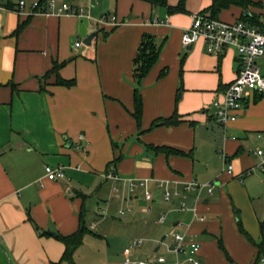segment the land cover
Returning a JSON list of instances; mask_svg holds the SVG:
<instances>
[{"label":"crops","instance_id":"0c3cea01","mask_svg":"<svg viewBox=\"0 0 264 264\" xmlns=\"http://www.w3.org/2000/svg\"><path fill=\"white\" fill-rule=\"evenodd\" d=\"M3 1L0 264L58 263L64 245L56 234L75 231L80 215L89 232L74 252L76 264H134L126 257L142 260L161 249L172 264L174 255L165 247L176 230L201 243L203 264H215V254L218 264H229L222 254L212 253L219 237L231 259L251 264L256 247L232 219L242 209L243 198L258 199L246 208L240 224L253 241L260 240L264 164L259 165L255 151L264 150V91L246 98L236 119L225 124L216 120L212 102L235 78L238 54L233 47L211 54L202 40L189 49L181 45L182 30L192 15L207 9L212 0H185L184 10L173 12L145 0H113L107 9L117 25L96 22L106 9L102 0H90V5L89 0H55L83 8L88 17L58 15L50 9L19 13L13 8L17 0ZM178 1L167 0V5L174 7ZM245 11L264 25V0H252L247 9L230 5L215 18L233 22ZM166 17L167 23L153 22ZM94 31L90 45H85L83 39ZM145 33L162 46L139 85L142 111L137 122L131 115L132 61ZM54 62L61 65L49 73ZM256 64L264 76V55ZM57 75L73 83L57 84ZM174 113L178 123L150 128L154 120ZM226 162L233 166L231 174ZM46 165L64 167L65 177L49 179ZM109 171L119 178H106ZM130 177L146 179L152 200H143L141 188L127 190ZM161 181L179 189L190 181L208 183L212 191L185 192L188 209L180 210V198L163 200ZM114 186L121 197L115 196ZM144 206L150 211L144 212ZM164 212V222L158 223ZM136 238L142 239L141 245L126 252ZM180 262L188 264L183 256Z\"/></svg>","mask_w":264,"mask_h":264},{"label":"built area","instance_id":"2783aa9c","mask_svg":"<svg viewBox=\"0 0 264 264\" xmlns=\"http://www.w3.org/2000/svg\"><path fill=\"white\" fill-rule=\"evenodd\" d=\"M0 8H7L3 0H0ZM13 8L19 13H47L48 9L55 14H74L77 16H85L84 9L75 5L55 0H34L27 2L25 0H17ZM98 24L117 25L119 22L114 14L105 13L96 19ZM156 24L168 22V17L163 20L155 19ZM202 40L207 52L218 55L229 47L235 48L239 58V69L232 82H230L221 92V97L213 100L212 105L215 108L216 120L225 124L237 118L238 111L242 108L243 102L254 92L264 91V76L258 69L256 60L264 55V26L257 28L248 22L237 19L233 22H226L218 18L211 17L207 12H199L192 15L190 25L182 30L181 45L187 47L194 42ZM75 46L80 44L76 41ZM262 136V135H259ZM82 135L79 136V139ZM255 153L260 157L259 165L264 164V150L257 149ZM226 172L231 174L233 166L230 162H226ZM45 173L49 179H61L65 177L64 167L49 165L45 166ZM106 178L113 180L118 179L115 172L109 171L105 175ZM159 186L163 188L162 197L165 202H170L174 198H180V210H187L183 195L190 190L201 191L206 189L208 193L212 191V185L208 183H199L190 181L185 183L181 189L170 188L165 181H161ZM141 188V197L145 201L152 200V193L146 188V179L128 178L127 190L133 192ZM113 191L116 197H121L118 187L114 186ZM144 212L150 211V207L144 206ZM124 214V210L119 211ZM166 214L161 213L157 217L158 223H163ZM178 226L183 227L182 223ZM142 243L141 238L133 239L129 242L125 249L128 252L131 248L138 247ZM166 249L174 255L172 264H182L180 257L183 256L188 264H203L200 258L201 243L194 239L187 232L176 230L171 235V241L166 244ZM126 262L134 264H168L164 255H150L142 260L131 261L126 257Z\"/></svg>","mask_w":264,"mask_h":264},{"label":"trees","instance_id":"16d2710c","mask_svg":"<svg viewBox=\"0 0 264 264\" xmlns=\"http://www.w3.org/2000/svg\"><path fill=\"white\" fill-rule=\"evenodd\" d=\"M145 1L155 5L166 6L169 12L184 10V3H185V0H179L176 6L170 7L167 5V0H145ZM250 4H252V0H212L209 7H207V9L201 12L209 11L210 16L215 18L217 13L221 9L226 8L230 5H237L243 7L244 9H247V7ZM240 20L246 21L250 23V25L257 28H262L264 26L263 23L259 20V17L255 16L253 13H248L246 15L243 13ZM24 24L25 22L19 25L17 30H20ZM161 46H162L161 44L156 43L155 37L153 35L147 33L143 34L132 61L133 62L132 75H133V80L135 82V87L133 91L134 111L131 113V115L135 118L137 122H139L140 120L141 111H142V100H141V95L139 93V85L141 80L144 78V76L149 72L151 67L157 61L161 50ZM60 65L61 64L54 62L49 73L57 72ZM56 83L65 86H70L73 83V81L62 79L57 75ZM178 122H179L178 116L176 113H174L170 117L154 120L150 128L160 125H172ZM238 227L239 230L256 247L257 250L256 256L251 262V264H258V262L264 258V220L259 221L260 240L258 242L253 241V239L249 236V234L243 229L239 220H238ZM35 228L39 231L36 225ZM87 232H89V229L82 222L80 215V224L75 231L66 235L56 234V238L59 239L64 245L63 253L61 255L59 262H64L65 264H76L74 258V252L82 243L83 236ZM58 263H53V264H58Z\"/></svg>","mask_w":264,"mask_h":264},{"label":"rangeland","instance_id":"374dc122","mask_svg":"<svg viewBox=\"0 0 264 264\" xmlns=\"http://www.w3.org/2000/svg\"><path fill=\"white\" fill-rule=\"evenodd\" d=\"M113 4V0H102V8H106V9H103L104 11H102L103 13L102 14H105V13H108V10L110 9H107V7L110 5L112 6ZM89 5H90V0H89ZM99 7V5L97 6ZM109 8V7H108ZM112 14V13H111ZM100 17V16H99ZM253 202L254 205H256V203L259 202L258 199H249V200H245L244 198L242 199V202H241V208L239 211H237L236 213H234L233 215V223L235 225L236 223V220L240 221H244L245 222V218L243 219V215L246 214V208H248L250 210V206L251 203ZM237 225H238V222H237ZM239 228V227H238ZM97 230V229H96ZM240 231V230H239ZM249 232V231H248ZM244 235V234H243ZM252 235V234H251ZM245 236V235H244ZM250 236V235H249ZM245 238L250 241L246 236ZM166 248V247H165ZM164 249V248H163ZM218 253L219 255L222 254L223 255V258L229 263V264H239L237 261L231 259L230 255H229V252L226 248V246L224 245L222 239L219 237L216 239V245L212 248V253ZM153 254V253H151ZM154 254H157V255H166L167 252L166 250L164 249V251L161 249V251H159V253L155 252ZM144 257V256H142ZM221 259H222V256H221ZM212 261L215 263V264H218V262L220 261L219 258L217 257V254H215V256L213 257ZM258 264H264V261L263 262H258Z\"/></svg>","mask_w":264,"mask_h":264},{"label":"water","instance_id":"95a60500","mask_svg":"<svg viewBox=\"0 0 264 264\" xmlns=\"http://www.w3.org/2000/svg\"><path fill=\"white\" fill-rule=\"evenodd\" d=\"M92 4H93V1H92ZM244 14H248V12L245 11ZM95 35H96V31L90 33L89 35H87V36L83 39V43H84L85 45H90L91 40H92V38H93ZM190 47H191L190 45L187 46L188 49H189ZM45 232H46L47 234H49V235H55V232H53V231H51V230H45Z\"/></svg>","mask_w":264,"mask_h":264}]
</instances>
